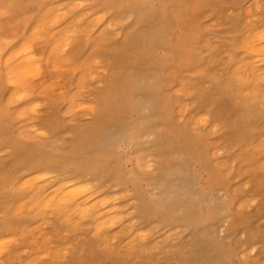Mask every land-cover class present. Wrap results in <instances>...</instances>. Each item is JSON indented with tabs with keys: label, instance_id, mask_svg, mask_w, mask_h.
I'll return each mask as SVG.
<instances>
[{
	"label": "rangeland",
	"instance_id": "obj_1",
	"mask_svg": "<svg viewBox=\"0 0 264 264\" xmlns=\"http://www.w3.org/2000/svg\"><path fill=\"white\" fill-rule=\"evenodd\" d=\"M263 23L264 0H0V53L34 45L41 70L19 101L0 76V264H264V82H245ZM66 181L103 207L84 219L29 196ZM106 208L115 224L94 226Z\"/></svg>",
	"mask_w": 264,
	"mask_h": 264
},
{
	"label": "bare ground",
	"instance_id": "obj_2",
	"mask_svg": "<svg viewBox=\"0 0 264 264\" xmlns=\"http://www.w3.org/2000/svg\"><path fill=\"white\" fill-rule=\"evenodd\" d=\"M77 3V2H76ZM72 6V5H71ZM258 7V6H257ZM55 8V7H54ZM46 10H48V9H46ZM45 11V10H44ZM256 11V10H255ZM259 11V10H258ZM257 11V12H258ZM248 12V11H247ZM252 12V11H251ZM45 13H46V11H45ZM63 13V15H64V13L65 12H62ZM62 13H61V15H62ZM44 14V13H43ZM43 14H40V16L41 15H43ZM60 14V13H59ZM246 14V13H245ZM249 14V13H248ZM254 14V13H253ZM256 14V13H255ZM60 15V16H61ZM251 15V14H250ZM56 17H57V13H56V15H55ZM59 16V15H58ZM96 16V15H95ZM233 16V15H232ZM252 16V15H251ZM56 17H54L53 18V16L51 17H47L48 19L50 18V22L53 24H55V25H57L58 24V20H56L55 18ZM98 17V16H97ZM44 18V17H43ZM46 18V19H47ZM62 18V17H61ZM94 18V17H93ZM96 18V17H95ZM100 19H103V17H99ZM99 18H96V19H99ZM255 18H256V16H255ZM46 19H43V23H41V21H42V18H39V20L38 19H36V20H38V27H33L34 29L33 30H35L36 29V34H37V36L38 35H41L42 37L44 36V34H41L42 33V31H44V29H43V27L44 26H49L48 24H51L49 21V23H47V24H45L44 23V21H46ZM52 19V20H51ZM79 19V18H78ZM97 20L98 21V23L101 21V20ZM41 20V21H40ZM54 20V21H53ZM60 21L61 20H63V19H59ZM80 20H82V19H80ZM87 20H88V18H87ZM91 20V19H90ZM89 20V21H90ZM35 21V20H34ZM39 21H40V23H41V25H39ZM56 21H58L57 22V24H56ZM63 21H65V20H63ZM96 20H95V22H97ZM251 21V20H250ZM249 21V22H250ZM62 22V21H61ZM61 22H59V23H61ZM77 22V21H76ZM78 22H80V21H78ZM92 22H93V20H92ZM246 22V21H245ZM90 23V22H89ZM88 23V24H89ZM53 24V25H54ZM67 24V23H66ZM264 24V23H263ZM35 26H37L36 24H34ZM33 25V26H34ZM54 25V26H55ZM65 25V24H64ZM68 25V24H67ZM78 25V24H77ZM98 25V24H97ZM83 26V25H82ZM244 26V25H243ZM45 27V29L46 30H48L47 28ZM60 27H63V25H61ZM110 27V26H109ZM32 28V27H31ZM67 28V27H66ZM77 28V30L79 29L78 27H76ZM261 28H264V27H261ZM43 29V30H42ZM61 29V28H60ZM68 29H69V26H68ZM75 29V28H74ZM89 29V28H88ZM33 30H32V32H33ZM50 30V29H49ZM63 30H66L65 28L63 29ZM262 29H260V31H261ZM264 30V29H263ZM56 31H59V33L61 32L59 29L57 30V28H56V30L54 29V31L53 32H56ZM66 31H68V30H66ZM246 31H247V29H246ZM30 32H31V30H30ZM45 33H46V31H44ZM50 32V31H49ZM72 32V31H71ZM248 32H251V31H248ZM254 32V31H253ZM252 32V33H253ZM264 32V31H263ZM51 33V32H50ZM58 33V32H57ZM57 33H53V34H57ZM63 32H61L60 34H62ZM247 33V32H246ZM29 34V33H28ZM52 34V33H51ZM60 34H58V36L60 35ZM64 34V33H63ZM62 34V35H63ZM50 35V34H49ZM106 35H108V34H106ZM31 36V35H30ZM33 36H34V34H33ZM45 36L46 37H44V39L46 38L47 39V34H45ZM51 37H52V35H50ZM50 36H49V38H50ZM57 36V37H58ZM73 36V35H72ZM251 36V35H250ZM29 37V36H28ZM56 36H55V39L57 38ZM60 37H62L61 35H60ZM101 37V36H100ZM252 37V36H251ZM33 38V37H32ZM37 38V37H36ZM48 38V39H49ZM54 38V37H53ZM64 38H66V37H62L61 38V40L63 39V40H65ZM253 40L254 41H257L255 44H254V46L255 45H258L254 50H256V51H262V50H264V33H261V32H255L254 33V35H253ZM252 38H250L249 40L251 41V39ZM1 39V38H0ZM28 39V41H30L29 40V38H27ZM31 39V38H30ZM33 39H35V38H33ZM40 39V38H39ZM57 40H59V38L57 39ZM61 40H59L60 42H61ZM1 41H2V39H1ZM25 41V40H24ZM23 41V42H24ZM49 41H50V39H49ZM53 41H54V39H53ZM52 41V42H53ZM244 41V40H243ZM242 41V42H243ZM254 41H251L252 43L254 42ZM51 42V43H52ZM58 42V41H57ZM241 42V41H240ZM251 42H249L248 41V43H251ZM54 43V42H53ZM59 43V42H58ZM62 43H63V41H62ZM104 43V42H103ZM247 43V42H246ZM2 44L3 45H5V43H3L2 42ZM13 44V43H12ZM21 44V43H20ZM24 44H26L25 42H24ZM44 44V43H43ZM57 43H56V41H55V43H54V45H56ZM207 44V43H206ZM241 44V43H240ZM239 44V45H240ZM243 44H244V42H243ZM19 45V44H18ZM27 45V44H26ZM30 46H31V44H29ZM29 45H27V46H22V47H20V48H18L17 47V49H11V52H9V54L6 56H4L2 53L3 52H1L0 53V68H1V71H0V76L2 77V79L5 81V82H7V84H9V85H11L12 87H13V89H14V91H13V89L11 88L10 90L11 91H13L12 93H11V91H10V94H11V100H15V98H17L16 99V101H19L20 99H22V97H24V94L26 95L27 93H23V95L22 94H20L21 93V88L24 86V84L25 83H28V82H25L26 80H29V82L33 79V77H35L36 75H38L39 74V56L38 57H35L34 56V54L32 53V49L31 48H35V49H33V50H36V47L33 45L32 47H30ZM53 44H52V46H54ZM59 46L61 45L60 43L58 44ZM21 46V45H20ZM42 46V45H41ZM241 46V48H240V50H242L243 51V47H242V45H240ZM1 48H2V45L0 46ZM30 47V48H29ZM63 47V46H62ZM38 48V47H37ZM50 48V47H49ZM52 48V47H51ZM60 48V47H59ZM58 47H57V50H58V52L57 53H61L59 50ZM31 49V50H30ZM56 49V46H55V48H54V50ZM246 49H249V48H245V50ZM63 50V49H62ZM238 50V49H237ZM251 50H253V49H250V51ZM8 51H10V50H8ZM37 51V50H36ZM64 51H65V49H64ZM64 51H62V52H64ZM48 52L50 53V51L48 50ZM52 52V51H51ZM55 52V51H54ZM53 52V53H54ZM248 52V53H247ZM252 52V51H251ZM254 52V51H253ZM252 52V53H253ZM4 53H5V51H4ZM56 53V52H55ZM56 53V54H57ZM247 55L248 54H250V52H249V50L248 51H246L245 52ZM244 53V54H245ZM251 53V54H252ZM5 54H7V53H5ZM243 53H242V55H244ZM254 54V53H253ZM258 54V53H257ZM259 54H261V52L259 53ZM263 54V53H262ZM46 56V55H45ZM47 56H48V58H49V56L51 57V55L49 54H47ZM57 56V55H56ZM59 56H57V58H58ZM243 57V56H242ZM47 58V57H46ZM45 58V59H46ZM86 59V58H85ZM93 59V58H92ZM252 59V58H251ZM56 60V59H55ZM55 60H52L51 62H53V61H55ZM94 60V59H93ZM237 60H239V59H237ZM57 61H59V60H57ZM224 61V60H223ZM230 61V60H229ZM246 62L247 61H249V62H251L252 60H245ZM244 61V62H245ZM44 62V61H43ZM50 61H47V63H49ZM59 62H61V61H59ZM249 62H247L248 64H249ZM257 62V61H256ZM55 63V62H54ZM58 63V62H57ZM92 63V62H91ZM241 63H242V61H241ZM252 63V62H251ZM253 63H254V60H253ZM43 64V63H42ZM42 64H41V66H42ZM51 64V63H50ZM49 64V65H50ZM53 64V63H52ZM243 64V63H242ZM242 64H240V67L242 66ZM56 65V64H55ZM54 65V66H55ZM76 65V64H75ZM75 65H73V66H75ZM244 65H246L245 63H244ZM40 66V67H41ZM52 66V65H51ZM252 68L254 67V65L253 66H251ZM233 68H235L234 66L232 67V69ZM238 68V70H239V66L237 67ZM237 68H235V69H237ZM53 68H51V70H52ZM54 69H55V67H54ZM255 69V68H254ZM59 70V69H58ZM238 70H236L237 72H238ZM41 71V70H40ZM54 71V70H53ZM103 71V70H102ZM236 71H235V73H234V75L235 74H237L236 73ZM82 72V71H81ZM196 72V71H195ZM198 72V71H197ZM232 72V71H231ZM233 72H234V69H233ZM232 72V73H233ZM85 73H87V72H85ZM84 73V71H83V73H82V75L83 74H85ZM249 73H251L252 74V76H253V80H250V79H247V80H245V82L246 83H249V85H251V89H253V90H255V91H258V84H259V82H264V69H262V70H254V71H252V72H248V74ZM88 74V73H87ZM86 74V75H87ZM241 74V73H240ZM41 75V74H40ZM39 75V76H40ZM230 75H232V74H230ZM83 76H85V75H83ZM233 76V75H232ZM238 75H236L235 77H237ZM38 77V76H37ZM96 77V76H95ZM215 77V76H214ZM243 77H245V75L244 76H242V77H240V79L242 80V79H244ZM29 78H32L31 80L29 79ZM81 76L79 77V79H78V77H77V79H78V81H82L81 80ZM87 78V77H86ZM246 78H249V77H246ZM251 78V77H250ZM39 79V78H38ZM252 79V78H251ZM49 80V79H48ZM47 80V81H48ZM57 80H59V79H57ZM61 80V79H60ZM33 81V80H32ZM42 81V80H41ZM85 81H86V79H85ZM93 81V80H92ZM40 82V81H39ZM50 82V81H49ZM51 82H52V78H51ZM32 83V84H31ZM36 83V82H35ZM38 83V82H37ZM82 83V82H81ZM243 83H244V80H243ZM59 85L61 84V82H59L58 83ZM31 85L33 86V82H30V87H31ZM52 86H53V84H51ZM58 85V86H59ZM100 85V84H99ZM98 85V86H99ZM28 86V87H29ZM43 86H47V85H43ZM56 86V85H55ZM79 86V85H78ZM96 86H97V84H96ZM29 87V88H30ZM47 87H49V86H47ZM51 87V86H50ZM84 87V86H83ZM61 88V87H60ZM59 88V89H60ZM23 90H24V88H22ZM31 89V88H30ZM262 89V88H261ZM32 90H33V88H32ZM40 90V89H39ZM43 90V89H42ZM45 90V89H44ZM60 91V90H59ZM77 91V90H76ZM250 91V90H249ZM26 92V91H25ZM189 92V91H188ZM245 92V91H244ZM243 92V93H244ZM9 93V92H8ZM38 93V92H37ZM175 93H177V92H175ZM253 93V92H252ZM20 94V95H19ZM29 94H31V93H29ZM35 94H36V92H35ZM41 94V93H40ZM60 94V93H59ZM246 94V93H245ZM262 94V93H261ZM264 94V93H263ZM38 95H39V93H38ZM43 95V94H42ZM48 95V94H47ZM46 96V95H45ZM251 96H252V94H251ZM7 97V96H6ZM262 98H263V96H262ZM260 101H261V96H260ZM6 100H8L9 101V99H6ZM5 100V101H6ZM71 100V99H70ZM12 102H15V101H12ZM72 102V101H71ZM7 104H8V102H6ZM74 103V102H73ZM13 105V104H12ZM34 105V107L35 108H33L32 106H30L29 108H30V110H32V112H36V110L35 109H38L39 108V105L38 106H35V104H33ZM73 105V104H72ZM32 107V108H31ZM36 107H38V108H36ZM29 108H28V110H29ZM81 108V107H80ZM84 108V107H83ZM82 108V109H83ZM26 109V107L24 108L23 107V109H22V107H21V109H19L20 111L17 113V114H19L20 116H21V114H24V112H29L28 110H25ZM73 109V108H72ZM0 110H3L2 108H0ZM78 110H80V109H78ZM68 111H70V110H68ZM75 111H76V109H75ZM17 112V111H16ZM31 112V111H30ZM33 113V114H36V113ZM66 113V112H65ZM68 113V112H67ZM66 113V114H67ZM16 114V115H17ZM32 114V113H31ZM32 114V115H33ZM18 115V116H19ZM24 115H26L27 116V114H24ZM82 115V114H81ZM19 116V117H20ZM26 116H24L25 118H26ZM197 116V115H196ZM23 117V116H22ZM198 117V116H197ZM203 117V116H202ZM32 118V117H31ZM179 119V118H178ZM203 119H205V117H203ZM207 119V118H206ZM31 120V119H30ZM188 120V119H187ZM191 120V119H190ZM193 121V120H192ZM28 123V122H27ZM194 124H196V123H194ZM197 124H201V123H199V121H198V123ZM202 124H205L206 125V123H204V121H203V123ZM205 125H202V127H204ZM196 126V125H195ZM32 127V126H31ZM34 127V126H33ZM192 127V126H191ZM194 127V126H193ZM197 127V126H196ZM212 127V126H211ZM211 127H210V129H211ZM22 129V128H21ZM26 130H28L29 128L27 127V128H25ZM25 129H22V131H24ZM33 129L31 128V130L30 131H32ZM34 130H36V128L34 129ZM33 130V131H34ZM213 130V129H212ZM29 131V130H28ZM32 131V132H33ZM213 132H215V131H213ZM20 133V131H18V134ZM38 133H40V135L42 134V135H45V134H43V132L41 133V132H38ZM38 133H36V134H33L34 136L35 135H39ZM27 135H29L28 133H27ZM30 136H32V135H30ZM22 137V136H21ZM42 138V137H41ZM262 146V145H261ZM264 146V145H263ZM258 147V146H257ZM259 148H260V146H259ZM262 148V147H261ZM219 153V152H218ZM212 154H214L213 152H212ZM257 153H255V155H256ZM264 159H262V161H263ZM136 161H138V160H136ZM261 161V160H260ZM260 161H259V163H260ZM263 163V162H262ZM264 166V165H263ZM33 176V175H32ZM48 177H52V175L51 176H47L46 174H43V173H40V174H35V178H33V179H31V180H29L28 181V178H29V176H28V178L26 177L25 179H22V184H20V188H22V192L23 191H25V190H23L24 188L26 189V187H31L32 186V188H33V185H31V186H29V184H31L33 181H34V183L35 182H37V181H46V180H50L51 181V179H49ZM30 178H32V177H30ZM27 179V180H26ZM35 179V180H34ZM26 180V181H25ZM63 181V180H62ZM61 180L59 181V182H62ZM17 182V181H16ZM31 182V183H30ZM42 183H44V182H42ZM47 182H45V184H46ZM62 183H64V182H62ZM61 183V184H62ZM19 184V183H18ZM40 184L41 183H39L38 185L40 186ZM49 184V183H48ZM44 185V184H43ZM58 185H60V184H58ZM58 185H56V187L58 186ZM18 186V185H17ZM48 186L49 185H47L46 184V186L44 185V186H42V187H38V189H35V195H33L32 196V194H29V196L31 195V197H32V199H35V198H37V197H39V198H37V200H36V202L38 201V199H41V198H43V200H41V202L43 201V203H45V204H43V203H38L37 205L38 206H40V205H42L43 207H47L46 209H48V208H50V207H52V208H54V210H55V208L57 209H62V208H69L68 206L69 205H72V206H70V207H72V209L74 208H76L77 207V212L79 213H75L74 212V214H72L71 212H72V210H71V212H70V214H72V215H74L75 216V214H78V215H81V216H78V215H76V216H78L79 218L81 217H83V216H87L89 213H90V211L93 209L92 207H96V205L98 204V207H99V204H101L102 205V207H103V203L106 201V200H103V199H106V198H102V201H103V203H101L102 201L101 200H99L100 201V203L97 201V199H95L96 200V203L94 202V200H92L93 201V204H95V205H93V206H89V204L90 205H92V203L90 202L91 201V197H93V195H90V187H87V185H86V183H82V182H77V183H74V182H67L66 181V183H65V185L64 186H58L57 188L54 186L53 188H51L52 190H54V189H56V190H54V191H52V192H49L48 193ZM35 187V186H34ZM50 187V186H49ZM36 188V187H35ZM16 189H17V187H16ZM27 190V189H26ZM19 191H20V189H19ZM21 192V193H22ZM28 192L30 193V191L28 190ZM34 192H31V193H34ZM9 193V192H8ZM26 194V193H25ZM11 195V194H10ZM20 195V194H19ZM125 195V194H124ZM24 196V195H23ZM28 195H27V200L29 199V200H31V198H28L29 197ZM101 197V196H100ZM98 198V199H101V198ZM94 198V197H93ZM17 199H19V198H17ZM108 199V198H107ZM28 200V201H29ZM90 200V201H89ZM40 201V200H39ZM82 202L83 203H87V202H90L89 204H84L83 206H81L82 205ZM3 203V202H2ZM20 203V202H19ZM19 203L17 204L18 206H20L19 208L21 209V203H20V205H19ZM12 204H13V202H12ZM11 205V204H10ZM36 205V206H37ZM44 205H46V206H44ZM100 205V206H101ZM2 206V205H1ZM17 206V207H18ZM36 206H34V207H29V209H31L32 210V208L33 209H35L36 208ZM50 206V207H49ZM73 206H75V207H73ZM87 206H89V207H87ZM115 206H117V205H115ZM5 207H8V206H5ZM43 207H41V208H43ZM83 207V208H82ZM102 207H100V209L102 208ZM22 208H24V206H22ZM26 208V207H25ZM40 208V207H39ZM38 208V210H41V209H39ZM109 208V207H108ZM108 208H106V209H103V210H101L100 212H101V214H99L100 212H98V215L96 216V214H95V216L96 217H98V218H93L92 217V219H93V221H94V219L96 220L95 222L96 223H98V225H96V223L94 224V226H99V222L100 221H98L97 222V220L100 218H105V216L107 215V214H104V212L102 213V211H108L109 213H111V212H113L112 211V209H114V208H110L111 209V211H109V209ZM8 209V208H7ZM20 209H18V210H16V208L14 209V210H16V211H21ZM28 209V208H27ZM28 209V210H29ZM64 209L62 210L63 212H64ZM71 209V208H70ZM95 209V208H94ZM94 209H93V213H94ZM108 209V210H107ZM117 209V208H116ZM27 210V211H28ZM44 211H46L45 209H43ZM52 210V209H51ZM54 210H53V213H54ZM66 210V209H65ZM36 211H37V209H36ZM48 211V210H47ZM57 211V210H56ZM69 211V210H68ZM74 211V210H73ZM39 212V211H38ZM40 212H42V211H40ZM39 212V213H40ZM52 212V211H51ZM59 212H60V210H59ZM63 212H61L62 214H63ZM97 212V211H96ZM95 212V213H96ZM13 213V212H12ZM20 213H22V212H20ZM66 213H67V211H66ZM82 213V214H81ZM26 214V213H25ZM24 214V215H25ZM33 214V213H32ZM42 214H44V212H42ZM60 214V213H59ZM64 214H65V212H64ZM64 214L63 215H61V216H64ZM10 215V214H9ZM15 215V214H14ZM18 215V214H17ZM34 215H36V214H34ZM68 215H69V212H68ZM72 215H70V217L72 216ZM83 215V216H82ZM90 215H91V213H90ZM93 216H94V214H92ZM91 215V216H92ZM112 215H115V217L117 216V214H108V216L107 217H109V218H105V219H101L102 221L100 222L102 225L105 223L106 225H107V227H108V225L110 226V225H114L115 224V217H112ZM37 216V215H36ZM41 216V215H40ZM44 216V215H43ZM43 216H41V217H43ZM56 216L57 217H59V215H57L56 214ZM67 216V215H66ZM66 216H64L65 218H66ZM85 216V217H86ZM90 216V217H91ZM119 216H121V214H119ZM70 217L69 218H66L65 220H67V223L68 224H70L69 222H68V220L70 219ZM85 217H83L84 219H85ZM88 217V216H87ZM54 218H56V217H54ZM61 218V217H60ZM73 218V217H72ZM75 218H77V217H75ZM113 218H114V220H113ZM50 219V218H49ZM57 219H59V218H57ZM84 219H82V221L84 220ZM41 220V219H40ZM73 220V219H72ZM71 220V221H72ZM76 220L77 219H75V223L77 224V222H76ZM90 220V219H89ZM119 220V219H118ZM77 221H80V220H77ZM92 221V220H91ZM104 221V223H102ZM116 221H117V219H116ZM43 222V221H42ZM51 222V221H50ZM73 222H74V220L71 222L72 223V225H73ZM63 223V222H62ZM81 223V222H80ZM79 223V224H80ZM45 224V223H44ZM71 225V226H72ZM81 225H83V224H81ZM89 226V225H88ZM103 226H105V225H103ZM34 227H36V226H34ZM44 227V226H43ZM42 227V228H43ZM101 227V226H100ZM100 227H99V229H100ZM106 227V226H105ZM31 228V227H30ZM29 228V229H30ZM38 228V227H37ZM71 228V227H70ZM81 228V227H80ZM104 228V227H103ZM32 229H34V228H32ZM102 229V228H101ZM31 230V229H30ZM53 230V229H52ZM76 230H77V228H76ZM96 231V233H97V228L95 229ZM39 231V230H38ZM75 231V230H74ZM98 231H100V230H98ZM118 232V231H117ZM116 232V233H117ZM120 232V231H119ZM122 232V231H121ZM129 232V231H128ZM140 232V231H139ZM74 233V232H73ZM100 234H101V232H100ZM103 235H106V233L104 234V233H102ZM112 234V233H111ZM119 234V233H118ZM137 235L139 234V233H136ZM95 235V234H94ZM113 235V234H112ZM115 235V234H114ZM134 235V234H133ZM140 235V234H139ZM11 236V235H10ZM97 236V235H96ZM97 237H100V235L99 236H97ZM165 237V236H164ZM101 238V237H100ZM102 238H103V236H102ZM106 237H104V239H105ZM166 238H167V236H166ZM9 239V238H8ZM142 239V238H141ZM163 239V238H162ZM103 240V239H102ZM106 240V239H105ZM110 239H108V235H107V242H106V245H107V243H108V241H109ZM112 240V239H111ZM6 241H7V239H6ZM8 241H11V239L10 240H8ZM37 242H39V241H37ZM134 241H132V243H133ZM24 243H25V241H24ZM34 243H36V242H34ZM135 243V242H134ZM9 244V243H8ZM7 244V245H8ZM28 244V243H27ZM102 244H103V242H102ZM109 244V243H108ZM110 244H111V242H110ZM131 244V243H130ZM35 245V244H34ZM157 244H155V246H156ZM6 247V246H5ZM9 247V246H8ZM7 247V248H8ZM102 247V246H101ZM109 247H113V246H109ZM156 247H158V246H156ZM0 248H1V246H0ZM4 248V247H3ZM59 248V247H58ZM61 248V247H60ZM52 249V248H51ZM53 249H55V248H53ZM109 249V248H108ZM119 249V248H118ZM154 249V248H153ZM6 250V249H5ZM48 250V249H47ZM0 251H1V253H2V250L0 249ZM41 251V250H40ZM55 251H58V250H56L55 249ZM82 251V250H81ZM17 252V251H16ZM25 252V251H24ZM66 252V251H65ZM56 253V252H55ZM64 253V252H63ZM18 254V253H17ZM3 255V254H2ZM24 255V254H23ZM57 255V254H56ZM55 255V256H56ZM46 256H48V255H46ZM1 257V256H0ZM35 257H37V256H35ZM41 257V256H40ZM39 257V258H40ZM64 257V256H63ZM4 258V257H3ZM32 258V257H31ZM31 258H30V261H31ZM42 258H44V256H42ZM55 258V257H54ZM59 258H60V256H59ZM35 259V258H34ZM38 260H40V259H38ZM57 260V259H56ZM10 261H12V259L10 260ZM34 261V260H33ZM25 262V261H24ZM3 263H4V261H3ZM26 263H27V261H26ZM33 263V262H32ZM31 263V264H32ZM42 263V262H41ZM40 263V264H41ZM29 264V263H28ZM36 264V263H35Z\"/></svg>",
	"mask_w": 264,
	"mask_h": 264
}]
</instances>
